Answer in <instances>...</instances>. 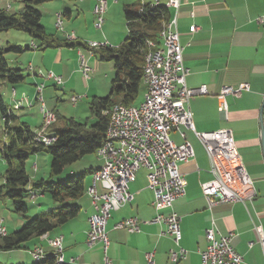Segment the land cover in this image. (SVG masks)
Returning a JSON list of instances; mask_svg holds the SVG:
<instances>
[{
	"label": "crops",
	"instance_id": "1",
	"mask_svg": "<svg viewBox=\"0 0 264 264\" xmlns=\"http://www.w3.org/2000/svg\"><path fill=\"white\" fill-rule=\"evenodd\" d=\"M105 1L107 8L102 26L104 31L102 29L97 31L93 27L94 0L48 2L49 8L46 9V13L44 11V15L50 18V29L42 27L48 35L54 36L60 42H64L68 35L73 34L70 43H74V47L32 49V45L37 48L39 43L31 40L26 34L18 36V40L12 39L13 44L5 42L6 45L27 48L20 54L5 55L9 66L19 70L23 75L20 83L8 85V92L5 95L7 99L4 101L2 98L7 111L13 116V124H16L17 117L13 115L12 107L17 112L30 110L36 104V86L39 84H44L43 92L51 88L59 91L60 87L62 94L65 92L69 94L68 100L70 96L80 94L91 100L106 98L109 94L103 91L101 95L98 90L100 88L106 90L108 83L111 87L115 68L108 63L103 65L102 63L109 61H100L98 55H93L81 45L87 46L88 42H105L111 47L121 45L127 36L125 10H135L141 4L164 6L168 0ZM6 9L10 7L7 6ZM167 10L172 18L175 14L174 9ZM176 13V27L183 48L182 60L188 69L185 85L191 90L204 87L207 92L194 96L188 103L194 130L231 131L238 156L253 182L255 197L245 205L239 202L220 203L209 208L200 190V184L211 179L208 159L192 131L180 126L178 130L170 132L169 138L177 145L187 142L194 152L192 160L179 165L184 181V196L173 202L171 208L155 210L152 205L153 192L147 188L145 172L138 170L134 181L129 185L132 199L120 209L111 212L107 220L105 227L109 243L107 255L111 264H147L145 256L149 253L153 255V264H176L169 260L170 250H176V247L169 236L162 235L165 226L152 222L157 214L167 216L175 213L180 218L179 244L186 251L181 264H201L199 253L206 248L205 231L211 226L223 236L234 235L231 246L241 256V264H264L258 236L254 230V225H260L264 236V161L260 139L262 108L264 113V0H180V7ZM56 14L62 16V32H58L54 27ZM256 18H263V23L257 24ZM192 26L197 28L193 33L189 32ZM154 42H157L155 45H160L158 34ZM79 54L87 61L91 68L90 75L97 77V82H92L90 78L88 81L84 80L79 70ZM47 72L59 76L62 84L55 86L53 82L45 80ZM101 72L103 74L100 76ZM240 84H248L249 91L242 92L238 97L231 95L226 97L228 115L227 119H224L217 111L216 95L225 86L237 88ZM143 87L145 88L144 84ZM56 91L49 93L48 97L59 101L60 95ZM90 102L87 103V110H80L77 105L72 104L68 118L80 123L78 121L80 116L87 111L90 112ZM43 105L54 114L66 116L60 106L53 109L52 104ZM41 122L40 112L39 121L32 127L27 121L20 123L36 132ZM100 165L94 169L90 167L89 170H95ZM32 167L35 172L36 164L33 163ZM65 169L62 172L63 176H75L73 170ZM61 180L64 178L58 176L57 181ZM90 182L91 175L85 180L86 188ZM33 198L35 196L31 197ZM76 204L80 207L79 214L47 236L46 245L50 249L34 246L31 251L40 248L45 253H52L50 241L61 237L64 263H101L102 245L95 244L90 248L86 245L88 220L94 211L85 193ZM51 207L54 208L56 205L52 202ZM127 218L137 219L138 233L114 228L115 224Z\"/></svg>",
	"mask_w": 264,
	"mask_h": 264
},
{
	"label": "built area",
	"instance_id": "2",
	"mask_svg": "<svg viewBox=\"0 0 264 264\" xmlns=\"http://www.w3.org/2000/svg\"><path fill=\"white\" fill-rule=\"evenodd\" d=\"M174 4L175 14L171 19L172 34L166 40V50L160 63H152L147 73V85L144 92V107L142 114H135L124 109L116 111L114 117H108L111 121L110 132L127 137V145L107 144L104 133L103 153L100 155L102 175H97V190H85L93 208V214L89 217V230L86 245L88 248L95 244L102 245V259L100 264H111L107 255L108 238L106 223L110 213L123 207L132 199L129 185L134 181L138 170L144 169L147 188L153 192V207L171 208L173 202L185 194L183 176L179 171V165L187 163L194 158V152L190 144L184 142L177 145L170 138L173 130L183 126L192 131L196 139L205 151L209 162V173L212 179H217V187H210V183H201L200 190L209 208L220 203L251 202L255 197L253 182L248 176L240 157L236 151L232 133L229 129H219L211 132H196L192 123V113L188 103L196 95L206 94V89L200 87L196 90L188 89L185 78L188 69L182 60L183 48L179 42V34L176 27V12L180 7V0H168ZM107 4L105 0H94L92 13L94 16L93 27L101 31L104 24V16ZM62 16L55 15L54 27L62 32ZM257 24L263 23V18H256ZM197 30L192 26L189 32ZM67 41L73 39V34L68 35ZM92 49L94 44H101V48L107 46L105 42H88ZM79 70L84 80L90 78L91 68L87 61H83L82 55L78 58ZM45 80L59 86L61 78L52 72L45 74ZM39 89H44V84L36 86V98L38 103ZM249 91L248 84H240L237 88L225 86L216 95L218 113L227 119V96L238 97L242 92ZM79 96H71V101L78 100ZM42 109L43 120L50 118L52 111L45 106ZM264 121V113H263ZM183 137V135L181 134ZM55 139H49L45 146L54 143ZM118 147H125V154H118ZM163 224L165 230L162 235L172 239L176 250H170L169 260L181 264L186 251L180 247V218L175 213L167 216L157 214L152 221ZM115 229H124L130 233H138L139 226L136 218L124 219L114 226ZM258 236L260 248L264 257V236L260 225H254ZM233 234L221 235L213 226L205 231L206 248L199 253L201 264H241L242 258L231 246ZM53 247L52 255L55 262H63L62 238H53L50 241ZM45 252L40 248L31 251L33 258H45ZM147 264H153L151 253L145 256ZM54 262V263H55Z\"/></svg>",
	"mask_w": 264,
	"mask_h": 264
},
{
	"label": "trees",
	"instance_id": "3",
	"mask_svg": "<svg viewBox=\"0 0 264 264\" xmlns=\"http://www.w3.org/2000/svg\"><path fill=\"white\" fill-rule=\"evenodd\" d=\"M53 0H23L20 13L9 14L7 10H0V32L17 31L26 34L39 45L32 49L45 50L49 48L74 47V43L65 40L60 42L54 36L48 35L41 25V14L37 7ZM168 8L165 5L152 6L143 4L135 10H125L127 21V36L124 42L117 47H86L93 55H98L100 61H112L115 76L111 81L110 93L106 98H93L90 102V114L94 123H78L72 118L55 115L53 124L46 128L44 136L55 139L54 143L45 146L36 139L35 131H31L24 123L13 124V116L7 108L0 94V116L4 122L3 138H1L0 158L5 164L0 185V200L6 198L11 202L13 211L23 215L26 220L23 227L10 235L0 236L2 246L0 250L10 252L22 249L23 243L33 237H40L67 221L75 218L80 207L76 201L80 199L86 188V178L95 170H89L80 176H72L56 182L38 180L30 182L25 170V162L30 156L44 152L51 158L49 177H58L63 170L80 159L95 155L104 142V133L108 127L107 111L115 105L131 107L143 81L144 57L160 45L154 42L157 34L171 20ZM160 39V37H159ZM154 44V48L150 46ZM27 48L6 45L0 48V87L15 85L23 80L19 70L9 66L5 55L8 53L20 54ZM40 128V127H39ZM42 191L50 197L56 207L43 212L34 219H27L25 197H34L33 191ZM35 264H56L52 253ZM55 262V263H54ZM66 264V263H63Z\"/></svg>",
	"mask_w": 264,
	"mask_h": 264
},
{
	"label": "rangeland",
	"instance_id": "4",
	"mask_svg": "<svg viewBox=\"0 0 264 264\" xmlns=\"http://www.w3.org/2000/svg\"><path fill=\"white\" fill-rule=\"evenodd\" d=\"M22 1L23 0H0V10H7L9 14L20 13L22 11V8H23ZM49 4L50 3H46V4H43V5H40L37 7L38 11H40V13L43 14L41 17V24H42V26H44L46 28H49L50 18L48 16L44 15V11H45V13L47 12L46 9L49 8ZM7 6H9L10 9H6ZM102 31H104V27H103ZM18 36H26V35L22 32H17V31L0 32V48L4 49L6 47L5 42H7V41L9 43L13 44L14 40H12V39L15 38L16 40H18L19 39ZM15 43L18 44V42H15ZM107 63L110 64L111 66H114L112 61L102 63V64L106 65ZM102 74H103V72L99 73L100 76ZM44 78H45V76H44ZM90 80H92V82H94V81L97 82V77L90 75ZM92 82H90V84H92ZM143 84H144V82H143ZM143 84L142 83L140 84L138 94H137V97H136L133 105L138 106L143 100V96H144V92H145V88L143 87ZM60 89L61 88L59 87V91H56L52 88L47 89L44 92L42 91L43 92L41 94L42 103L43 104L44 103L52 104L53 109H56V107L60 106L61 109L64 111L63 113H65V115H66V116H64V118L65 117L68 118V117H70L69 113L71 112L70 110L72 108L71 106L73 103L70 101L71 96L68 100L67 96H69V94H67V92L62 94V91H60ZM110 89H111V87L109 86V83H108L106 86V90H105V88L104 89L100 88L98 91L101 93V95H102L103 91H104V93L106 91V93L108 95L110 92ZM85 90H86V88H85ZM54 91H56V93H58L60 95L59 101L55 100L51 96L48 97V94L51 92H54ZM7 92H8V85H2L0 87V94H1L2 98L4 99V101H5V99H7V97L5 96ZM104 95H106V94H104ZM72 96H79L75 105H77L80 110H85V109L87 110L88 109L87 103H89L91 101L90 98H84L85 97L84 94L72 95ZM104 97H106V96H104ZM39 106H41L40 102L34 104L30 110L24 109V110L19 111V112H17L12 107V109H13L12 113H13V115H15L17 117L15 120V123L18 124L20 122L27 121L28 124L32 127L35 123H37L39 121V115H40V112L38 113V110L40 109ZM65 109H69V110L65 111ZM80 114H81V112H80ZM78 121H80V123H86L88 126H90L94 123L95 120H94V118L91 117L90 112L87 111L85 114H82L80 116ZM3 129H4V122H3L2 117L0 116V146H1V138H3V132H2ZM99 159L100 158L96 154L95 155H89V156H86V157L80 159L79 161H77L73 165L67 167L65 170H69V169L73 170V172L75 173V176L77 177V176H80L81 174H83L85 172H88L90 167L93 169H94V167H98V165L101 164V161ZM33 163L36 164V171L35 172H34V168L32 167ZM50 163H51L50 156L44 152L38 153V154L30 156L28 158V160L25 162V170H26L27 175L29 176L31 184L35 183L38 180H43L46 182H56L57 181L58 177H52V178L49 177ZM141 170L144 171V169H141ZM4 171H5V164H4L3 160L0 158V185L3 182L2 176L4 174ZM66 172H68V171H66ZM61 176L64 179H68V178L72 177L71 175L63 176L62 173H61L60 177ZM33 194L35 195V198L31 199L27 196L24 199V204L27 207V213H26L25 217L29 220L34 219L39 214L46 212L52 208L51 207L52 201H51L50 197H48V195H46L45 193H42V191H37V190L33 191ZM25 222H26V220L24 219L23 215H20V214L13 211L11 202L9 200H7L6 198H2L0 200V228L4 229L6 234L10 235L16 231H19L23 227ZM49 234L50 233H47V234L40 236V237L31 238L27 242L23 243L22 249H19V250H13L10 252H5L3 250H0V264H35L34 260L31 257V249H33L34 246L43 247L44 249H50L46 245L47 236H49ZM1 246H2V239L0 238V247Z\"/></svg>",
	"mask_w": 264,
	"mask_h": 264
},
{
	"label": "bare ground",
	"instance_id": "5",
	"mask_svg": "<svg viewBox=\"0 0 264 264\" xmlns=\"http://www.w3.org/2000/svg\"><path fill=\"white\" fill-rule=\"evenodd\" d=\"M143 5V4H141ZM152 6H156L157 4H151ZM166 8H172L174 9V4L173 3H166L165 5ZM63 23V22H62ZM63 30V28H62ZM172 34V22L171 20L168 22V24L160 31L159 33V37H160V46H158L157 48H154V44L150 43V46L152 48H154V50L149 51L145 57H144V68H143V82H144V86L146 89V85H147V73H148V69L150 67V64L152 63H160V59H162L164 52L166 50V40L165 39H169L171 37ZM89 47H91L90 44H88ZM32 48H35L34 45L31 46ZM94 48L97 47H101V44H94L93 46ZM83 59V56H82ZM84 61V59H83ZM62 84L61 81H59V86ZM43 89H39V96H38V102H40L41 106H44L42 103V99H41V92ZM71 101V98H70ZM73 104H75V101H71ZM144 107V98L142 100V102L138 105V106H131V107H125L123 105H115L112 108H110L109 111L106 112V114L108 115V117H114V115L116 114V111H123L124 109H129V111L134 112L135 114H142V108ZM40 112L42 115V109L40 108ZM55 121V115L51 114L50 118H48L47 120H43V115H42V122H41V126L40 128L35 132L36 133V139L37 140H41V142H43L44 144H47L48 142V137L44 136V132H46V128L48 126H50L51 124H53V122ZM110 128H111V121H109L108 123V127L106 129L105 132V140L107 144H114V142L117 145H127V137L121 134H115L114 132H110ZM103 146H104V142L101 145V147L97 150L96 155L100 158V155L103 153ZM118 154H125V147H118ZM97 175H102V167L100 166L97 170H95L91 176V182H90V190H97ZM204 183H210V187H217V179H212V175H211V179L207 182ZM89 187V186H88ZM87 187V188H88ZM6 233L4 231V229L0 228V235L4 236ZM41 252H43L40 249ZM43 258H33L34 261H40ZM63 262H56V264H63Z\"/></svg>",
	"mask_w": 264,
	"mask_h": 264
},
{
	"label": "water",
	"instance_id": "6",
	"mask_svg": "<svg viewBox=\"0 0 264 264\" xmlns=\"http://www.w3.org/2000/svg\"><path fill=\"white\" fill-rule=\"evenodd\" d=\"M263 108L260 112V139H261V145H262V156L264 161V131H263Z\"/></svg>",
	"mask_w": 264,
	"mask_h": 264
}]
</instances>
